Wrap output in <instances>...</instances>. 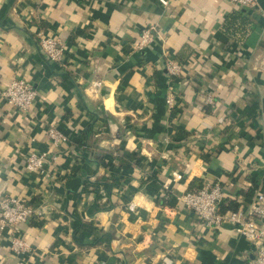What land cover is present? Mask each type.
I'll return each mask as SVG.
<instances>
[{
  "label": "crops",
  "instance_id": "obj_1",
  "mask_svg": "<svg viewBox=\"0 0 264 264\" xmlns=\"http://www.w3.org/2000/svg\"><path fill=\"white\" fill-rule=\"evenodd\" d=\"M235 10L227 0H0V197L40 206L20 226L28 251L13 253L0 231V264H255L231 225L206 227L176 198L217 180L238 207L264 191V0L243 11L241 42L225 28ZM154 23L164 40L137 50ZM40 30L64 43V64L42 53ZM164 47L180 77L168 75ZM14 76L38 90L29 111L2 95ZM51 124L70 141L53 172L30 171V149L53 150Z\"/></svg>",
  "mask_w": 264,
  "mask_h": 264
},
{
  "label": "built area",
  "instance_id": "obj_2",
  "mask_svg": "<svg viewBox=\"0 0 264 264\" xmlns=\"http://www.w3.org/2000/svg\"><path fill=\"white\" fill-rule=\"evenodd\" d=\"M238 8H255L260 6V0H227ZM163 5H168L169 0H160ZM42 53L52 62L63 63L66 59V47L59 37L46 34L43 30L37 32ZM164 40L157 24H150L141 29V34L135 48L145 50L158 40ZM165 68L170 77H180L184 65L169 51L167 47L162 49ZM102 85L101 80L91 82V89L96 93ZM6 102L21 111H29L36 103L38 97L37 88L24 77L14 76L2 91ZM208 104H213L214 96L211 92H205ZM167 103L174 106L175 95L170 89L167 95ZM46 135L53 147L52 151H37L30 149L25 159V166L30 171H40L50 174L53 172L61 156V147L70 141L67 133L51 124L46 129ZM174 177L180 178L181 174L174 172ZM179 207L192 210L200 221L211 229L217 230L224 225H231L236 233L245 238L255 247V264H264V191H257L247 207L225 208L228 205V195L220 180L206 181L200 188L186 191L177 195ZM132 206V205H131ZM40 214V206L31 204L27 199L4 195L0 197V231H7L11 236L10 249L15 254L28 251V243L20 233V226L29 222L34 216Z\"/></svg>",
  "mask_w": 264,
  "mask_h": 264
},
{
  "label": "trees",
  "instance_id": "obj_3",
  "mask_svg": "<svg viewBox=\"0 0 264 264\" xmlns=\"http://www.w3.org/2000/svg\"><path fill=\"white\" fill-rule=\"evenodd\" d=\"M243 11H246L245 8L241 7L239 10H235L232 12L226 22H225V28L228 30L231 35L237 39L238 41H243L245 34H247L246 31V25L249 23L247 22V17L243 15ZM202 185L201 183L198 184V186L188 189L187 191H193L198 188H200ZM238 207V203L234 202L233 200L230 199L228 202V205L225 206V208H233L236 209Z\"/></svg>",
  "mask_w": 264,
  "mask_h": 264
}]
</instances>
